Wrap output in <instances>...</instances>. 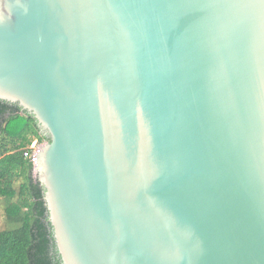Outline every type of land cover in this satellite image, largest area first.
Instances as JSON below:
<instances>
[{
    "label": "water",
    "instance_id": "1",
    "mask_svg": "<svg viewBox=\"0 0 264 264\" xmlns=\"http://www.w3.org/2000/svg\"><path fill=\"white\" fill-rule=\"evenodd\" d=\"M0 100L62 264H264V0H0Z\"/></svg>",
    "mask_w": 264,
    "mask_h": 264
},
{
    "label": "trees",
    "instance_id": "2",
    "mask_svg": "<svg viewBox=\"0 0 264 264\" xmlns=\"http://www.w3.org/2000/svg\"><path fill=\"white\" fill-rule=\"evenodd\" d=\"M36 139L49 140L34 116L0 100V199L7 226L0 227V264H62L44 187L24 156Z\"/></svg>",
    "mask_w": 264,
    "mask_h": 264
},
{
    "label": "built area",
    "instance_id": "3",
    "mask_svg": "<svg viewBox=\"0 0 264 264\" xmlns=\"http://www.w3.org/2000/svg\"><path fill=\"white\" fill-rule=\"evenodd\" d=\"M46 142H47L46 139L42 141L36 139L29 147L24 149V156L34 165V170L38 165L37 160H38L39 152L43 149Z\"/></svg>",
    "mask_w": 264,
    "mask_h": 264
},
{
    "label": "rangeland",
    "instance_id": "4",
    "mask_svg": "<svg viewBox=\"0 0 264 264\" xmlns=\"http://www.w3.org/2000/svg\"><path fill=\"white\" fill-rule=\"evenodd\" d=\"M35 176H37V172H35ZM0 227L1 228H6V219H5V210H4V202L2 201V199H0Z\"/></svg>",
    "mask_w": 264,
    "mask_h": 264
}]
</instances>
